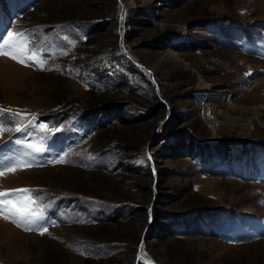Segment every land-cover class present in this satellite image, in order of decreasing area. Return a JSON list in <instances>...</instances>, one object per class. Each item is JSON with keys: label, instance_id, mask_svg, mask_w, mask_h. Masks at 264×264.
Here are the masks:
<instances>
[{"label": "rangeland", "instance_id": "374dc122", "mask_svg": "<svg viewBox=\"0 0 264 264\" xmlns=\"http://www.w3.org/2000/svg\"><path fill=\"white\" fill-rule=\"evenodd\" d=\"M8 31L43 66L0 55V167L31 165L0 191L43 219L0 216V264H264V0H0Z\"/></svg>", "mask_w": 264, "mask_h": 264}, {"label": "snow or ice", "instance_id": "6c2138e0", "mask_svg": "<svg viewBox=\"0 0 264 264\" xmlns=\"http://www.w3.org/2000/svg\"><path fill=\"white\" fill-rule=\"evenodd\" d=\"M28 41L23 33H14L8 31L6 35L0 37V55L10 56L14 60H18L20 63H25L26 61H35L36 63L43 66V61L39 59L35 50H30L27 47ZM0 111H11L10 109L0 110ZM17 116L22 115V113H15ZM39 127L44 130L53 131L55 129H48L45 124H40ZM19 130V129H17ZM5 131V129L0 126V133ZM17 143L23 144L24 141H17ZM29 148L34 149L36 152L42 151L34 143L27 145ZM56 163L64 162V157L61 156L58 161H50ZM31 165L26 164L23 161H16L10 165H4L0 167V176H3L5 172L15 171L17 167H29ZM30 189H8L5 191H0V216H4L6 219L12 220L18 226L24 227L26 225L36 224L38 220L43 219L42 208L36 205V201L31 198ZM21 194H27V198ZM12 196V199H6ZM35 206V207H33ZM39 227V225H38ZM26 230H32L31 228H26ZM46 231V229H44ZM41 234H44L42 231ZM142 247V245H141Z\"/></svg>", "mask_w": 264, "mask_h": 264}, {"label": "bare ground", "instance_id": "6f19581e", "mask_svg": "<svg viewBox=\"0 0 264 264\" xmlns=\"http://www.w3.org/2000/svg\"><path fill=\"white\" fill-rule=\"evenodd\" d=\"M126 6H129V3H127V5ZM221 10V9H220ZM173 54V55H172ZM171 58H173V59H176V57L175 56H177L178 57V55L177 54H175V53H170V55H169ZM0 59H3V61H7V59H5V57H0ZM5 59V60H4ZM9 61V60H8ZM11 62V61H10ZM200 80H202V79H200ZM200 82H202V81H200ZM203 83V82H202ZM207 86V83H203V84H201V87H206ZM232 108H234V109H239V110H242L243 108H240V107H238L237 105H235V104H232V106H231ZM231 120H232V118H231ZM211 124V123H210ZM212 126H214L213 124H212ZM214 127H216V126H214ZM16 173V172H15ZM0 237L1 236H3L4 235V237L8 240V239H10V237H11V233L14 231V232H18V233H22L20 230H18L17 228H14V227H12L10 224H8V223H6L5 221H2V220H0ZM5 239V240H6Z\"/></svg>", "mask_w": 264, "mask_h": 264}]
</instances>
